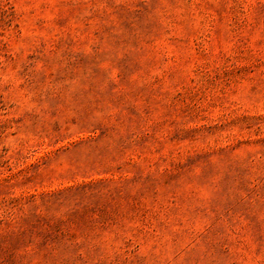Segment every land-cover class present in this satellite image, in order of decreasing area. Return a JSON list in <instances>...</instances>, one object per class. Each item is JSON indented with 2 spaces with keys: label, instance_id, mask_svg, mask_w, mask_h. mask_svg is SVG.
I'll list each match as a JSON object with an SVG mask.
<instances>
[{
  "label": "rangeland",
  "instance_id": "374dc122",
  "mask_svg": "<svg viewBox=\"0 0 264 264\" xmlns=\"http://www.w3.org/2000/svg\"><path fill=\"white\" fill-rule=\"evenodd\" d=\"M0 264H264V0H0Z\"/></svg>",
  "mask_w": 264,
  "mask_h": 264
}]
</instances>
